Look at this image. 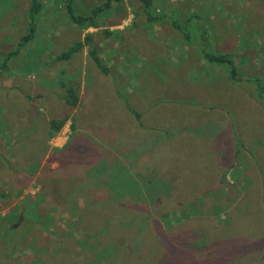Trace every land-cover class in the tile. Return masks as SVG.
I'll use <instances>...</instances> for the list:
<instances>
[{"label":"rangeland","instance_id":"1","mask_svg":"<svg viewBox=\"0 0 264 264\" xmlns=\"http://www.w3.org/2000/svg\"><path fill=\"white\" fill-rule=\"evenodd\" d=\"M26 1L0 0V63L17 48ZM93 2L72 0V5L76 13L89 14ZM65 5L47 0L34 39L18 48L0 75V191L7 194L0 195L2 264H113L116 251V264H158L164 253L137 221L128 239L110 230L88 232L86 225L84 230L73 208L89 202L92 188H74V177L54 178L55 195L40 196L41 180L48 179L41 170L60 169L54 148L68 139L71 119L52 137L44 128L49 118L72 113L83 137L64 151L74 169L107 151L123 161L110 166L113 185H124L121 178L131 171L140 176L151 171L155 186L162 183L158 188L172 179L185 207L159 221L166 229L172 217L198 215L196 228L202 232L186 240L201 239V251L191 253L189 264H264V0H154L149 12L162 17L155 22L146 21L138 0H123L103 15L98 28L71 23ZM174 20L181 28L187 25L192 40L170 27ZM197 24L208 30L211 52L232 55L241 80H230L224 64L205 61ZM103 28L114 32L104 36ZM86 32L111 74L93 66L86 47L69 60L51 61ZM61 67L80 83L81 103L74 109L57 88ZM18 90L42 97L22 99ZM131 107L140 111L142 127ZM23 157L30 158L26 164L19 162ZM130 179L129 190L136 178ZM132 197L150 214L161 213L145 196ZM176 234L167 236L173 241ZM140 242L153 249L144 250L147 259Z\"/></svg>","mask_w":264,"mask_h":264},{"label":"trees","instance_id":"2","mask_svg":"<svg viewBox=\"0 0 264 264\" xmlns=\"http://www.w3.org/2000/svg\"><path fill=\"white\" fill-rule=\"evenodd\" d=\"M123 0H94V2L90 5L91 7V13L89 14H78L74 11L72 0H63L65 5V15L67 19L73 23L74 25L79 26L80 28H87V27H94L98 28L102 26L101 22L99 20L105 15L108 11L114 9L116 6L122 3ZM140 2L142 12L145 14L146 21L147 22H155L157 20L162 19V17H159L156 13L149 12V9L151 6H153L154 0H138ZM46 1L44 0H27L26 5L24 7V16H25V22H24V28L22 34L19 36L17 40V48L15 50L10 51L7 55H5L0 63V75L4 73L10 66L8 65V61L13 56L17 55L19 52V47L26 45L30 43L35 36V32L37 31V26L35 24L37 18L41 17V12L44 7H46ZM40 15V16H39ZM190 20V16L187 17L186 21ZM172 27L175 30H179L183 39L188 41L192 40L193 33L191 34L187 29V25L181 28L179 25V21L177 22L174 20L173 22H170ZM199 30V39L201 40V48H202V56L204 57L205 61L210 62V64H224L226 66V71L228 72V78L233 81L241 80V74L239 72L238 66L236 65V62L231 54L229 53H214L209 50L210 44L207 43V28L205 26H198ZM186 28V29H185ZM104 36L106 35H112L114 30H109L108 28H103L102 31ZM84 47L87 48V56L92 62L93 66L98 69L99 71L105 73V74H111L109 73L108 66L104 63L103 59L99 55L98 46L94 43L92 33L86 32L83 39L75 41L72 45L67 47L65 50H61V52L57 53L53 56L51 61H60V60H69L75 53L80 52ZM18 68V65L16 66ZM62 68V69H61ZM59 69L58 80L56 84H58L57 87L61 90L62 96L61 99L63 103L66 104V106L70 109H74L81 103L80 100V83L77 80V77H71L70 75H64L65 68L61 67ZM48 79V78H46ZM16 88V87H13ZM41 88H45L43 85H41ZM57 90V89H56ZM55 89L53 91H56ZM19 95L22 99H28V100H34L37 97H42L41 95L37 94L30 95L22 90H18ZM17 91V92H18ZM52 91V90H50ZM131 111L134 114V117L139 118L140 126L142 127L143 124L141 123V114L138 110H133L131 107ZM70 117L71 123L70 128L71 132L68 136V139L66 142L62 145V147H55L54 150L57 152L56 160L59 162V170L53 174V171L49 169L48 167L44 166L41 170V173H43V176H47L48 179L41 180L42 185V191L40 192V196H44L45 194L48 196L55 195L54 191H50V186H52V181L54 178H57L58 181H65L67 178L74 177L76 178L75 181L72 183L74 188L79 186H86L90 185L89 191V197L90 200L86 204L80 207H75L73 210L75 211V215L79 217L81 220L80 226L83 229L88 232H92L95 230H110L115 235H119L120 238H126L128 239L129 236L131 237L135 226L134 223L137 221L140 224H143V234L151 235L156 237V240L158 242V245L163 246V250L161 253H163L159 257V262L156 261L158 264H183V259L185 258L186 263L189 264V260H192L191 253L194 251H201V239L197 238L196 241H193V243H190V239L187 241V236H194L198 235L199 232H202L196 228V224L199 223L200 218H198V215L190 216L186 219H178L175 217H172L171 220H169L170 223H172L168 228L161 227L160 221L163 218L169 217V214L172 215L174 213L177 215L179 213V210H182L183 207H185L183 204L179 203V201H183L181 196H179V193L176 192L174 187L171 186L170 180L169 184L164 183V188H158L162 183L158 186H155L154 179H152L153 173L149 171L147 174L140 176L136 173V175L131 171L126 172L124 177L121 178L122 182L126 180V183L122 186L113 185L112 183V175L110 166L117 163H123V161L119 160L121 156L113 157L112 155H109L107 151L105 152H98L90 161L87 166L84 169H74L73 165L71 166L69 163V158L64 155V151L67 150L69 144L75 140L77 141V144L80 141H83V137L80 133H78L75 129L76 124V115L72 113L70 116L65 114L63 116H56L48 119V127L44 129L47 130L48 137L54 136L56 133L59 132V130L62 128L64 123L66 122L67 118ZM77 135V136H76ZM70 139H72L70 141ZM96 143V140H92ZM162 141V140H160ZM45 147H48L47 140H45ZM137 154L134 153V155ZM124 158L130 163L134 162L135 160L129 159L128 156L123 155ZM30 158H20L19 162L21 164H26L27 160ZM41 159V158H40ZM40 159L37 161H33L35 164V167H38L40 164ZM2 160L0 156V161ZM126 161V162H127ZM135 163V162H134ZM126 164V165H129ZM46 167V168H45ZM1 170V169H0ZM46 171V172H45ZM5 173V172H4ZM46 173V175H44ZM50 173V174H49ZM131 177H135L134 182V188H131L130 190L127 189L128 184L131 185ZM261 179H264V176H261ZM224 178H219V181L222 183ZM120 182V183H122ZM51 184V185H50ZM66 186V185H65ZM66 191V188H64ZM64 189L61 192L60 195L64 193ZM110 189V194L108 195V190ZM213 190V189H212ZM216 190V189H215ZM204 191V192H203ZM202 194L205 193V190H203ZM208 191V190H207ZM96 194H101V197L98 198ZM199 194V193H198ZM0 195L4 196L7 195L0 191ZM88 195V194H87ZM133 195L138 196H145L146 202H152L154 203L152 206H154L155 209H158L161 211L159 215L154 216L153 214H150V211L148 212L144 208V204L137 203V200L133 198ZM39 196V197H40ZM54 197V196H53ZM159 199L157 202L155 199ZM263 202H264V194H263ZM201 200L198 204H201ZM113 205V209H106L104 206ZM181 205V206H180ZM203 207V205L201 206ZM170 208L173 211H168L167 209ZM33 210V209H32ZM94 213V214H89ZM98 212L102 213V217L98 214ZM31 213V212H30ZM26 216V214H24ZM136 217H139V219H136ZM178 219V220H177ZM202 220V219H201ZM205 221V220H204ZM82 224V225H81ZM86 225V229L84 226ZM201 228L205 232V226L203 224L200 225ZM177 231V234L174 236L173 241L168 238L167 234L170 233V231ZM151 231V232H150ZM85 232V231H84ZM150 232V233H149ZM135 233V232H134ZM105 234H108L105 232ZM103 234V235H105ZM118 238V239H120ZM117 239V240H118ZM105 244H108L110 240H104ZM104 244V245H105ZM19 243L17 242V246ZM140 245V246H139ZM139 250L142 252L145 256V259H147V256L145 255L146 251L149 250L153 251L152 247H146L142 242L138 243ZM208 246V244H207ZM210 246V245H209ZM208 246V247H209ZM160 253V254H161ZM115 257H113L111 262L113 264L117 263V260L115 261V258L119 256V251H116ZM120 257V256H119ZM171 259V261H170ZM0 264L2 262L0 261ZM143 264H147V262H143ZM155 264V263H154Z\"/></svg>","mask_w":264,"mask_h":264}]
</instances>
